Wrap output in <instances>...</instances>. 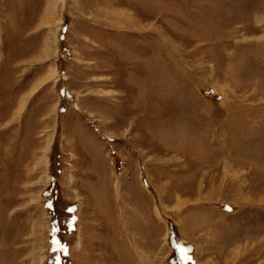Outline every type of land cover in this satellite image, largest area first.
Returning a JSON list of instances; mask_svg holds the SVG:
<instances>
[{
	"label": "rangeland",
	"instance_id": "1",
	"mask_svg": "<svg viewBox=\"0 0 264 264\" xmlns=\"http://www.w3.org/2000/svg\"><path fill=\"white\" fill-rule=\"evenodd\" d=\"M0 264H264V0H0Z\"/></svg>",
	"mask_w": 264,
	"mask_h": 264
}]
</instances>
